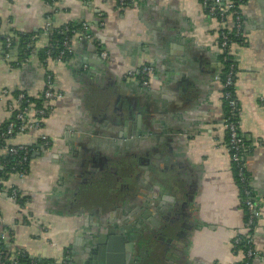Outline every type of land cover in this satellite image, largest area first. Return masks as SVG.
<instances>
[{
	"label": "crops",
	"instance_id": "obj_1",
	"mask_svg": "<svg viewBox=\"0 0 264 264\" xmlns=\"http://www.w3.org/2000/svg\"><path fill=\"white\" fill-rule=\"evenodd\" d=\"M202 1L120 7L116 0H0V126L17 93L41 98L47 74L61 94L38 131L7 143L34 135L51 141L45 151L35 146L23 178L1 180L0 236L8 248L52 264L66 257L83 264L86 249L109 228L130 244L125 228L135 220L146 238L151 229L177 231L169 243L153 244L155 254L147 246L143 258H154L148 264H242L234 240L248 235L256 253L250 264H264V0L241 5L242 33L233 45L245 172L259 213L252 232L226 149L222 24ZM46 16L52 31L86 24L107 58L74 36L67 59L39 61L50 32ZM19 35L31 45L17 63V47L6 57L5 39ZM144 66L155 72L148 88L126 78ZM12 189L18 199L10 198Z\"/></svg>",
	"mask_w": 264,
	"mask_h": 264
},
{
	"label": "built area",
	"instance_id": "obj_2",
	"mask_svg": "<svg viewBox=\"0 0 264 264\" xmlns=\"http://www.w3.org/2000/svg\"><path fill=\"white\" fill-rule=\"evenodd\" d=\"M135 0H116L117 4L120 7H124L128 2ZM244 0H203L202 3L206 8L208 15L213 18L216 22L222 24V28L218 33V50L220 54V61L223 66H225L224 78L222 81L223 89V98L227 104L228 116L223 120L224 128L228 134V142L226 144V149L229 153L230 161L234 164L236 169L237 181L241 187V192L243 196V203L247 212V221L246 228L251 230V227L256 224V221L259 217L257 204L252 199V190L249 186L248 177L246 175L245 165H244V156L248 150L243 137L239 134L238 124L240 120V109L235 97V76H236V60L233 52L234 40H239L242 33V17L240 7L243 4ZM51 4L55 3V0H50ZM47 5H51L49 2ZM50 16H46V28L50 27ZM48 50L46 52V58H51V49L54 48L53 44H49L51 41L50 36L53 31L51 28L48 29ZM58 33L63 34L68 32V28L64 27L57 30ZM74 30H71L73 34ZM78 37L79 40L90 41L95 43L96 47L100 49V56L103 60L107 58L106 52L103 50L102 44L95 41L94 36L92 35L89 27L82 23L80 32L74 34ZM11 38L5 39L6 44V57L9 56L8 52L11 47ZM70 39L66 37L61 44V47L58 46L56 49H59L57 55L53 58L57 62L64 60L65 55L70 53ZM154 69L151 66L141 67L137 72H130L126 75L128 79H137L139 84L143 88L149 87V80L154 76ZM43 100V108H34L32 105L18 109V104L22 105L23 103L28 104V99L24 94H18L15 104L8 105V111L10 113L13 110L18 111L15 113L13 118L8 120V124L5 130L0 132V153L8 156H13L17 158L16 165L11 166V175H15L18 178H23L27 172L29 156L35 151V146L38 144L41 149L44 151L47 150L51 141L47 136L44 135H34L32 140L29 143H13L8 145V141L15 136H28L30 132L38 131L40 129V121L48 113L50 102L61 98V94L57 93L54 87L53 79L50 74H47L45 77L44 90L41 95ZM5 164L0 160V169H4ZM2 178H0V190L2 188ZM10 198L15 200L18 199V194L15 189H12L10 192ZM254 229V228H253ZM1 239H5L4 235L0 236ZM243 244L245 253L243 257L245 259L244 264H249V261L256 257V253L253 250L252 245V236L248 235L247 237L237 238L234 240V244ZM25 253L19 251L16 253L15 258L24 257ZM67 260H63L61 264H75L68 257ZM36 261L32 260L30 264H35ZM0 264H6V260L3 258V253H0ZM11 264H20L17 260H14ZM44 264H52L46 262Z\"/></svg>",
	"mask_w": 264,
	"mask_h": 264
},
{
	"label": "trees",
	"instance_id": "obj_3",
	"mask_svg": "<svg viewBox=\"0 0 264 264\" xmlns=\"http://www.w3.org/2000/svg\"><path fill=\"white\" fill-rule=\"evenodd\" d=\"M56 1H58V0H55V2ZM244 1H243V3H244ZM45 2H47V3L49 2L51 4L50 0H45ZM130 3L131 2H128V4H130ZM81 26H82V23H79V24H67L66 27L68 28V32H64L63 34H60V33L57 32V30H59V29H56V28L53 29V33L50 36L51 41L49 42V44H53V46H54V48L51 49V58H54L57 55L58 51H59V49H56V47L58 46L60 48L62 42L64 41V39L66 37H69V39L71 40L75 36L74 34L76 32H80ZM71 30H74L76 32H74L72 34L71 33ZM19 36H20L19 37V40H17V41L11 39L12 40L11 47L12 48L14 46L17 47V50H16L17 54L15 56V61L17 63L18 62H21L22 60H24V59H26L28 57L29 52H30V45H31V38L30 37H24L22 35H19ZM239 40L235 39L234 42H237ZM47 50H48V44L45 46V48H43L42 50H40V51L37 52V57H38V60L39 61H43L44 59H47L46 58V52H47ZM68 57H69V55L66 54L64 58L67 59ZM13 64H14V62H13ZM222 67H223L222 68V70H223V72H222L223 73L222 74V81H223L224 73H225V66L222 65ZM17 94H19V93H17ZM17 94H15V95H17ZM25 96H26V98L29 101L28 104H25V103H23L22 105L21 104L20 105L18 104V106H19L18 109H21L23 107L30 106V105H32L35 109L36 108H43L44 107L43 106V100H42V98H40V99H33V98H30V97H27V95H25ZM224 103H225V113H224L223 120L229 114L228 113L227 104H226L225 101H224ZM18 109L17 110H13V112L10 113L11 118H13V116L18 111ZM7 124H8V122H6V123H4V124H2L0 126V132L6 129ZM238 131H239V134L243 137L246 146L248 147L244 135H242V133L239 130V124H238ZM226 136H227V140H226V144H227V142H228V134H227V131H226ZM1 142H2V140L0 141V143ZM0 160L5 164V168L4 169H0V178L5 179L6 176L11 173V170H10L11 166L16 165L17 158L16 157H13V156H8V155H5V154H2V155H0ZM231 165H232V168H233V171H234V178H235L236 184H237V186L239 188L240 197H241V201H242V207L244 208V212L246 214V221H247V212H246V209H245V206H244V203H243V196H242V192H241V187H240V185H239V183L237 181L236 169H235V166H234L233 163H231ZM23 202H24V199H21L20 200V203L23 204ZM254 227H255V224H254V226L251 227V232L253 231V228ZM236 246H237L238 249L239 248L242 249L243 250V253H245V249L246 248H244V246H243L242 243L241 244H238ZM253 250H254V248H253ZM0 253H3V258H4V260H6V264H11L14 260H17L20 264H30V262L32 260H35L36 261L35 264H44V263H46V262H43V261H39V260H36V259H32L27 254H25L24 257H18V258L16 257L15 258L16 253H17L16 249H13V248H10V247L8 248L7 242H5V240H3L1 238H0ZM253 259H251L249 261V264L252 262ZM244 262H245V259L243 260L242 264H244Z\"/></svg>",
	"mask_w": 264,
	"mask_h": 264
},
{
	"label": "water",
	"instance_id": "obj_4",
	"mask_svg": "<svg viewBox=\"0 0 264 264\" xmlns=\"http://www.w3.org/2000/svg\"><path fill=\"white\" fill-rule=\"evenodd\" d=\"M155 181L164 187V182L157 179ZM163 201L166 202L164 197ZM94 242L95 247L89 246L84 252L81 260L83 264H148L154 259L151 256H149L150 258L148 256L139 258L134 255V249L139 244L137 240H132L128 245L121 238L116 237H107L101 240L97 238Z\"/></svg>",
	"mask_w": 264,
	"mask_h": 264
},
{
	"label": "flooded vegetation",
	"instance_id": "obj_5",
	"mask_svg": "<svg viewBox=\"0 0 264 264\" xmlns=\"http://www.w3.org/2000/svg\"><path fill=\"white\" fill-rule=\"evenodd\" d=\"M116 214V213H115ZM111 228H109V231L107 232V235L103 238H107V237H116V238H121L123 240V237L122 236H119V235H116L115 233L113 234V232L110 231ZM120 232H123V229L122 230H119ZM125 231H127V233L130 235V238L131 240L135 241H139V244L137 245V249L140 251V254H141V257L140 258H143V255L146 253V249H147V246H151L153 250L152 253L155 254V246L157 245V242L158 240L160 241H163L165 244L169 243L172 239V237H177L178 235H176L177 231H165L164 228H161V233L162 234L160 235V230H157V229H151L149 230V235L150 237L148 236L147 238L144 236V232L141 231V230H138L136 225H135V220L133 221H129V224H128V227L127 229L125 228ZM167 232V233H166ZM160 235V236H159ZM168 237V238H167ZM124 242V241H123ZM150 242L152 244H150ZM155 246H154V245ZM143 246V247H142ZM176 248L180 249L182 247V244H175ZM166 250H169V246L165 248ZM178 254L179 252H175V254H173L171 256V258H177L178 257ZM168 262V261H167Z\"/></svg>",
	"mask_w": 264,
	"mask_h": 264
}]
</instances>
